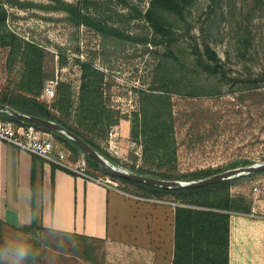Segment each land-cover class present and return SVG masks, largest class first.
Listing matches in <instances>:
<instances>
[{"label": "rangeland", "instance_id": "374dc122", "mask_svg": "<svg viewBox=\"0 0 264 264\" xmlns=\"http://www.w3.org/2000/svg\"><path fill=\"white\" fill-rule=\"evenodd\" d=\"M67 1L77 2L91 16L90 22L70 21L56 0H0V10L6 11V19L4 22L0 19V26L35 41L46 50L43 61L46 69L71 86V123L97 141L99 152L105 158L129 172H135L140 165H151L145 162L141 147L130 134V115L138 99L134 87L149 86L153 65L164 49L163 44L156 46L149 42L155 39L151 24L144 18L150 0ZM209 2L198 0L189 20L195 25L193 35L199 41L204 34L214 42L227 74L214 79L222 85L220 94L173 96L178 159L173 167L166 166L173 172L210 167L219 169L217 173H220L264 161V87L251 88L264 81V11L251 14L247 20L253 36V52L243 55L233 50V0H223L222 10L217 9L210 32L200 30L209 23ZM173 36L179 41L177 47L188 54L195 39L187 35L184 25H176ZM8 56V48L0 46V97L17 91L22 78V61L18 57L12 61ZM78 59H90L105 72L104 85L110 89L106 101L122 113L119 123L108 132L91 130L78 123L76 106L82 80ZM191 73L193 76L188 79L194 85L207 81L206 73ZM39 98L52 105L55 95L50 97L43 89ZM121 187L131 193L136 190L129 183L121 182ZM231 190L235 194L245 193L254 201L257 199L259 206L255 215L231 213L230 264H264L261 207L264 171L234 181ZM164 229L166 244L159 256L169 253L167 259L159 257L157 264H169L172 248L169 222ZM11 234H24L32 240L39 264H113L102 241H96L90 258L85 253L86 242L71 233L45 231L42 236H36L13 230L8 235ZM27 264L35 263L28 259Z\"/></svg>", "mask_w": 264, "mask_h": 264}, {"label": "trees", "instance_id": "16d2710c", "mask_svg": "<svg viewBox=\"0 0 264 264\" xmlns=\"http://www.w3.org/2000/svg\"><path fill=\"white\" fill-rule=\"evenodd\" d=\"M56 2L60 4L58 8L68 14L70 21L76 24L90 22L91 16L83 12L77 2L67 0H56ZM222 4L223 0H210L209 23L205 28L201 26V31L207 29L210 32L217 9L222 10ZM196 6L198 0H150L144 13L145 20L151 24L155 33V39L149 42H153L156 46L163 44L164 49L153 65L149 86L134 87L138 99L137 107L130 115V134L132 140L141 147L145 162L151 164L140 165L135 169L136 173L163 179L192 181L220 171L206 167L187 172H173L172 169L166 168V166L173 167L178 159L173 96L220 94L222 85L214 79L225 77L227 74L224 61L216 51L214 42L207 39L204 34L201 35L200 41L196 35H193L195 25L189 20V15L193 14ZM263 11L264 0H233V31L235 32L233 50L236 53L245 55L253 52L251 50L253 36L247 20L250 19L251 14ZM0 19L2 22L5 21V10H0ZM181 24L184 25L187 35L195 39L188 54L177 47L179 41L173 36V28ZM0 46L8 48L10 60H16L18 57L23 63L20 88L1 96L0 103L8 104L13 109L31 116L60 122L101 152L100 145L95 139L88 136L78 125L71 123L70 108L73 94L70 84L58 79L52 105L39 98L46 82L55 79L54 73L48 71L43 64L46 50L35 41L22 38L15 31L3 26H0ZM78 61L82 68L76 106L78 123L91 130L108 132L110 127L119 123L122 113L113 109L106 101L110 89L109 86L104 85L105 72L90 59H78ZM191 71L206 73L207 81L200 86L194 85V82L188 79L193 76ZM256 84L251 88L264 87V81L262 85ZM240 96L241 94L237 95ZM0 118L17 123L28 122L6 111H0ZM34 124L53 132L56 140L69 148L74 158L81 155L80 151L84 152L80 145L65 133ZM85 157L91 173L102 171L120 182L129 183L136 188L134 193L137 195L170 198L177 203L173 264H230L231 213L234 211L251 213L254 204L253 198L245 193H233L232 184L236 180L254 176L264 170L206 185L169 187L110 173L89 154L85 153ZM20 231L42 236L45 231L57 230L40 224L34 218L30 224L21 227ZM71 234L86 242L85 253L92 258L95 243L101 239L85 234ZM29 260L35 264L40 263V259L34 254Z\"/></svg>", "mask_w": 264, "mask_h": 264}, {"label": "crops", "instance_id": "0c3cea01", "mask_svg": "<svg viewBox=\"0 0 264 264\" xmlns=\"http://www.w3.org/2000/svg\"><path fill=\"white\" fill-rule=\"evenodd\" d=\"M137 196L0 140V239L36 218L61 233L99 237L113 264H157L169 222L172 248L168 261L173 264L176 204ZM258 206L256 199L249 215H255ZM261 207L264 212V195Z\"/></svg>", "mask_w": 264, "mask_h": 264}, {"label": "built area", "instance_id": "2783aa9c", "mask_svg": "<svg viewBox=\"0 0 264 264\" xmlns=\"http://www.w3.org/2000/svg\"><path fill=\"white\" fill-rule=\"evenodd\" d=\"M58 79L57 77L55 79H49L46 82L44 88L45 94L50 95V97L55 95V87L58 83ZM0 140L16 146L20 150L36 155L44 161L55 164L74 174L94 180L108 188L126 192L121 187V182L111 175L106 173H91L88 170V164L84 153L74 158L71 150L57 141L53 132L40 128L34 123H17L10 119L0 118ZM137 197L158 202H167L166 199L157 197ZM172 203L177 204L174 201H172Z\"/></svg>", "mask_w": 264, "mask_h": 264}, {"label": "water", "instance_id": "95a60500", "mask_svg": "<svg viewBox=\"0 0 264 264\" xmlns=\"http://www.w3.org/2000/svg\"><path fill=\"white\" fill-rule=\"evenodd\" d=\"M0 111H6L11 113L12 115L31 122V123H37L40 125H43L49 129L61 131L68 135L70 138H72L74 141H76L80 147L83 149L84 154L87 153L90 156H92L94 159H96L100 165L109 171L110 173L123 176L129 179L147 182L155 185H161V186H169V187H187V186H200V185H206L209 183L218 182L221 180L229 179L235 176H241V175H247L254 172H258L261 170H264V161L256 162L251 165L242 166V167H236L233 169H229L220 173L213 174L211 176H207L198 180H192V181H182L177 179H163L159 177H154L151 175H143L140 173L135 172H129L124 169L119 168L115 164H112L107 158H105L97 149H95L89 142H87L85 139L80 137L77 133L67 128L65 125H63L60 122H56L50 119L37 117V116H31L25 113H22L18 110L13 109L8 104L0 103Z\"/></svg>", "mask_w": 264, "mask_h": 264}, {"label": "clouds", "instance_id": "9594fccd", "mask_svg": "<svg viewBox=\"0 0 264 264\" xmlns=\"http://www.w3.org/2000/svg\"><path fill=\"white\" fill-rule=\"evenodd\" d=\"M33 254V242L24 234H11L0 239V264H27Z\"/></svg>", "mask_w": 264, "mask_h": 264}]
</instances>
